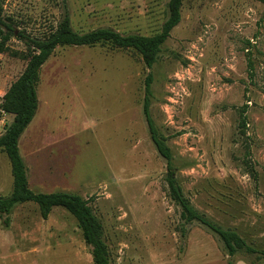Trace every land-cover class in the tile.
Returning a JSON list of instances; mask_svg holds the SVG:
<instances>
[{"label":"rangeland","instance_id":"obj_1","mask_svg":"<svg viewBox=\"0 0 264 264\" xmlns=\"http://www.w3.org/2000/svg\"><path fill=\"white\" fill-rule=\"evenodd\" d=\"M167 3L0 0V15L33 38L48 35L64 14L77 33L111 28L150 37ZM180 14L150 69L134 50L108 44L54 50L39 70L38 109L19 141L29 188L89 200L110 264H264L244 251L228 258L214 233L180 217L142 113L150 73V119L183 196L264 253V4L183 0ZM32 54L15 36L0 53V133L13 119L2 96ZM11 188L0 151V196ZM5 251L41 264L43 256L49 264H93L73 216L54 207L43 220L32 202L13 209L8 227L0 220V258Z\"/></svg>","mask_w":264,"mask_h":264},{"label":"trees","instance_id":"obj_2","mask_svg":"<svg viewBox=\"0 0 264 264\" xmlns=\"http://www.w3.org/2000/svg\"><path fill=\"white\" fill-rule=\"evenodd\" d=\"M183 0H168L167 16L160 31L150 37L139 34H121L111 28H97L85 33L73 30L69 17L64 14L54 30L43 38H33L25 32H15L11 23L0 15V53L11 37L30 46L33 54L30 56L20 76L9 86L2 96L4 113L13 116L12 122L0 133V151L10 163L12 188L8 195L0 196V220L4 227L9 225V216L13 209L27 202L34 203L40 216L46 220L54 207L63 208L75 219L82 239L90 250L93 264H110L107 246L102 239V227L89 200L69 192H34L29 188L27 168L19 151V141L25 129L29 126L38 109L37 85L40 68L48 61L52 53L59 47H91L97 44H108L118 49H132L137 52L143 64L150 69L156 62L160 47L168 39L170 32L181 19ZM264 4V0H258ZM152 76L149 73L144 80V98L142 113L146 120L150 138L166 162V185L169 198L180 208V217L185 222H197L214 233L223 244L228 258L239 251L248 255L264 256V253L248 246L236 232L223 229L204 215L198 213L183 196L174 178L171 166V153L168 146L158 136L149 115V96ZM227 264H232L231 260ZM246 264H258L247 261Z\"/></svg>","mask_w":264,"mask_h":264},{"label":"crops","instance_id":"obj_3","mask_svg":"<svg viewBox=\"0 0 264 264\" xmlns=\"http://www.w3.org/2000/svg\"><path fill=\"white\" fill-rule=\"evenodd\" d=\"M9 256L12 257V260L13 261H10L9 262ZM30 257V258H28ZM2 259L1 260V263L2 264H11L12 262H15L16 264H41V263H38L37 260H33L34 258H32L31 256H29L28 254H23V253H11V252H7L5 251V254L3 256V258H0ZM47 261V258L46 257H42L40 258V262H42V264H49V263H46ZM9 262V263H8ZM235 264H245L244 262L238 260L235 262Z\"/></svg>","mask_w":264,"mask_h":264}]
</instances>
